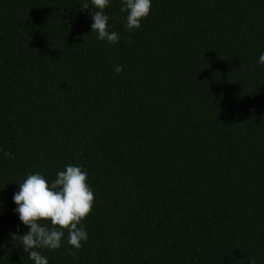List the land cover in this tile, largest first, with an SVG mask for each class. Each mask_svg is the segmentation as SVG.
Returning <instances> with one entry per match:
<instances>
[{
	"label": "trees",
	"instance_id": "trees-1",
	"mask_svg": "<svg viewBox=\"0 0 264 264\" xmlns=\"http://www.w3.org/2000/svg\"><path fill=\"white\" fill-rule=\"evenodd\" d=\"M83 2L0 0V264H33L19 183L68 164L89 240L49 264H264V0H152L133 31L111 0L117 44Z\"/></svg>",
	"mask_w": 264,
	"mask_h": 264
},
{
	"label": "clouds",
	"instance_id": "clouds-1",
	"mask_svg": "<svg viewBox=\"0 0 264 264\" xmlns=\"http://www.w3.org/2000/svg\"><path fill=\"white\" fill-rule=\"evenodd\" d=\"M111 0H85L83 9L90 6L92 12V32L100 41L117 44L120 40L118 32L111 31L110 17L105 9ZM152 0H121V12L126 14L125 27L129 31L139 29L142 21L150 15ZM258 62L264 65V51L259 55ZM117 74L124 70L123 65L115 67ZM11 156V153H6ZM95 194L88 182V172L82 166L68 164L64 170L58 171L54 179L47 178L40 172L29 173L19 191L13 195L14 209L19 220L29 228V231L19 235V226L10 236L15 240L20 238L23 250L33 264H49V260L38 249H60L66 243L75 249L87 243L89 235L82 221L91 213ZM42 221L50 222L42 223ZM67 232V236H65ZM255 264V261H252Z\"/></svg>",
	"mask_w": 264,
	"mask_h": 264
}]
</instances>
